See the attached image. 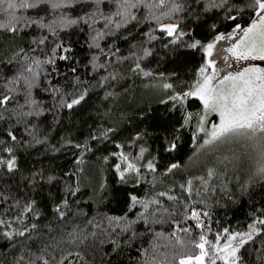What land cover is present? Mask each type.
<instances>
[{
  "label": "snow or ice",
  "instance_id": "snow-or-ice-1",
  "mask_svg": "<svg viewBox=\"0 0 264 264\" xmlns=\"http://www.w3.org/2000/svg\"><path fill=\"white\" fill-rule=\"evenodd\" d=\"M0 264H264V0H0Z\"/></svg>",
  "mask_w": 264,
  "mask_h": 264
},
{
  "label": "trees",
  "instance_id": "trees-1",
  "mask_svg": "<svg viewBox=\"0 0 264 264\" xmlns=\"http://www.w3.org/2000/svg\"><path fill=\"white\" fill-rule=\"evenodd\" d=\"M239 219H241V217L238 215V216H237L235 219H233L231 222H232L233 224H235L236 221L239 220Z\"/></svg>",
  "mask_w": 264,
  "mask_h": 264
}]
</instances>
